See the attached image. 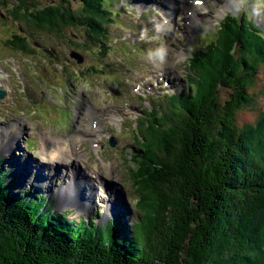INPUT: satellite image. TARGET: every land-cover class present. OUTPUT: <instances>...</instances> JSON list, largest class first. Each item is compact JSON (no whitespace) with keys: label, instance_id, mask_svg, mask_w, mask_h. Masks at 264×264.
<instances>
[{"label":"trees","instance_id":"obj_1","mask_svg":"<svg viewBox=\"0 0 264 264\" xmlns=\"http://www.w3.org/2000/svg\"><path fill=\"white\" fill-rule=\"evenodd\" d=\"M16 1L10 14L28 31L85 27L75 45H96L99 57L108 52L103 25L112 18L103 0ZM6 42L28 50L19 34ZM187 70L189 89L169 96L166 108L145 110L139 122L123 178L134 237L119 220L65 222L45 198H17L15 177L4 184L0 174V264H115L107 250L119 264H264V109L253 124L235 122L237 110L256 101L264 40L229 15L214 40L191 53Z\"/></svg>","mask_w":264,"mask_h":264},{"label":"rangeland","instance_id":"obj_2","mask_svg":"<svg viewBox=\"0 0 264 264\" xmlns=\"http://www.w3.org/2000/svg\"><path fill=\"white\" fill-rule=\"evenodd\" d=\"M48 1L52 0H42L43 3ZM70 1L73 4L77 0ZM105 1L115 21V23L112 21L111 24L103 25L110 34L106 43H111L113 35L121 33L118 26L127 30H123V36L130 41H137L138 37H143L145 40L157 43L143 41L127 44L118 37H114L108 52L106 49L105 54L99 57L96 45L91 47V52L87 51V48L83 51L82 47H75V42L82 38L81 35L85 29L79 26L80 30L66 28L61 41L57 40V43L50 37L38 35L30 37L29 35V47H31L29 58L23 59L21 53L19 56L16 51L3 48L4 40L12 39L11 33L17 30L18 26L23 30V26L14 22L8 15L7 11L11 10L12 5L5 9L0 3V27L4 28V30L0 28V59L3 58L0 61V69L3 68L9 73L0 72L2 77L0 87L6 93L5 97L0 99V174L3 176L4 184L11 182L14 177L11 176L13 172L17 174V179L13 183L15 188L10 190L17 194V198L26 196L25 198L30 201L34 200L33 197L38 199L37 194L44 193L47 196L44 197L47 203L45 206L50 208L51 204V213L54 211L59 214L65 213L63 218L65 222L86 218L88 221L95 220L97 225H106L113 212L112 220L117 216L120 224L125 226L124 234L127 237H134L135 211L130 200V192L121 179L127 174L130 154L136 148L134 138L138 129L133 131V128L140 126L137 122L138 116L145 117L143 106H149L148 108L155 106L161 109L162 106H167L164 104V101L167 103V98L159 97L164 94V91L178 93L183 89H189L186 75L188 73L187 58L191 50L200 45L204 47L214 38L212 30L216 29L223 16L218 14V7H224L225 3H230L231 7H226L225 13L231 11L233 15H236L234 11L238 10L239 13L243 12L247 19L254 18L256 15V19L261 17L260 20H263L264 0H215L216 6L213 11L209 10V7H212L211 0H203L204 5L208 6L207 9H203V5H192V0H152L150 6L155 10L144 9L145 5H149L144 0L140 4L134 0H126L136 9L143 8L129 13L127 17H124L123 12L124 9L131 8L130 4L124 3L121 9L120 0ZM155 13L159 17L154 18L162 25L165 24L163 30L153 33L152 27L147 29L148 32L145 27V35L138 34L134 37L137 29L133 28L137 25L133 17L139 19L138 26H148L147 19ZM166 16L168 18H165ZM8 23L10 25L6 26L5 24ZM263 23L256 21V24L264 30ZM34 42L49 48L52 54L36 55L42 52L34 45ZM4 44L6 45V42ZM72 53L78 59L80 57L79 63L76 62ZM4 65L8 66L4 67ZM59 65L63 68L60 69ZM93 67L99 70L97 74L91 70ZM252 92L256 94L255 103L243 105L236 112L235 121L238 126L253 124L264 109V78L261 73L257 75ZM153 95L157 97L155 100L154 98L152 100ZM226 97L227 94L222 92L220 100ZM157 102H161L162 105ZM112 113L115 115L111 116ZM13 125L15 127L11 128ZM87 128L94 131L86 137H80L81 141L76 142L74 156L69 162L47 164L38 153L41 137L44 144L52 147L60 137L72 140V138H78L76 135L82 134V131L88 130ZM12 136L16 137L15 143L12 146L9 143L3 149L8 138ZM48 137H51L53 142ZM110 139L114 141L112 145L108 142ZM19 158L25 171L21 170L17 162ZM27 163L33 166L36 174L32 173L31 167L25 166ZM38 164L52 166V170L61 174L63 179L66 176L71 177L74 173L87 174L92 181V186L93 182L97 187H102L101 184H103L106 205L110 200V187H115L117 194L114 193V195L117 196L115 197L117 200L108 205V207L113 206V209L109 211L110 215L102 211L104 199H102L103 203L98 204L94 186V194L91 195L93 204L89 206V209L82 207L81 211H78L75 204L68 205L66 202L58 204L55 200L58 196L56 191L59 189L61 193L62 188L66 190L63 186L64 182L49 177L52 173L49 172L48 166H45V171L49 179H44L38 173ZM31 174L36 177L34 181ZM39 181H46L47 184L33 188L36 183L41 185ZM122 236L123 234L120 235ZM138 244L141 243L138 242Z\"/></svg>","mask_w":264,"mask_h":264},{"label":"bare ground","instance_id":"obj_3","mask_svg":"<svg viewBox=\"0 0 264 264\" xmlns=\"http://www.w3.org/2000/svg\"><path fill=\"white\" fill-rule=\"evenodd\" d=\"M103 3V2H102ZM178 5V4H177ZM225 7L229 8L231 7V4L230 3H225ZM225 12V9L224 8H221L219 9V14ZM111 12H109L110 14ZM50 15V13H49ZM38 16V15H37ZM156 17V16H155ZM40 18V16H39ZM165 18H168L167 16ZM262 19V18H261ZM262 22H264V19L261 20ZM135 22V21H134ZM165 23V22H163ZM264 24V23H263ZM165 24L162 25V23L158 22L156 20V18H154V20H152V27H155L158 31H161L163 26ZM145 28V26H144ZM144 28L142 29L141 31V34L140 36H143L144 35ZM107 32V31H106ZM211 32V31H210ZM107 35V34H105ZM128 36H132V35H129ZM122 38V40L124 42H126L127 44L128 43H131L130 39L128 38H125L123 35L120 36ZM52 38V40H54L56 43H57V39H55L56 37L55 36H50V39ZM96 38V37H95ZM119 39V38H118ZM105 41V40H104ZM110 41V39H109ZM111 43H113L112 41H110ZM111 43H106L107 46H110ZM93 45H91L92 47ZM76 48H81V47H77L75 45ZM111 47V46H110ZM148 47V46H147ZM60 48V47H59ZM149 48V47H148ZM83 51H84V48L82 47ZM90 50L89 52H91V48L88 49ZM81 50V52H83ZM149 51V50H148ZM147 52V51H146ZM84 53V52H83ZM73 54V53H72ZM110 55V54H109ZM71 56V54H70ZM74 56V54H73ZM103 56V53H101V57ZM80 60V57L79 59ZM111 60V59H110ZM115 60V59H114ZM144 61V60H143ZM184 66V65H183ZM88 69V68H87ZM117 70V69H116ZM99 71V70H98ZM97 73V72H96ZM180 73V72H179ZM145 74V73H144ZM181 74V73H180ZM177 75V74H176ZM102 76V75H101ZM0 78L2 79V77L0 76ZM26 80V79H25ZM122 81V80H121ZM153 85V84H152ZM128 86V85H127ZM25 88V87H24ZM160 91V90H159ZM140 92V91H139ZM158 92V91H157ZM164 94H165V91H164ZM159 95V94H158ZM176 96V95H175ZM174 96V97H175ZM182 96V95H181ZM4 97V96H3ZM182 98V97H181ZM177 100V99H176ZM167 101V100H166ZM149 102V101H148ZM163 102V101H162ZM70 103V102H69ZM150 103V102H149ZM164 104H167L165 103L164 101ZM177 104V103H176ZM55 106V105H54ZM52 107V105H51ZM149 107V106H148ZM155 106H153L154 108ZM54 108V107H53ZM151 108V107H150ZM63 110V109H62ZM156 110V109H155ZM154 110V112H155ZM153 111V110H152ZM149 112V111H148ZM36 115V114H35ZM96 115V114H95ZM112 115H115V113H112ZM64 116V115H63ZM93 118V116H92ZM65 121V120H64ZM92 121V120H91ZM154 121V120H153ZM236 122V121H235ZM94 123V122H93ZM9 124V123H8ZM10 125V124H9ZM15 127V125L11 126V128ZM88 130H86L85 132L82 131V134H79V135H76V137L78 136V138H72V140H68L66 138H63V137H60L59 140H57L56 142L57 143H53L54 145L51 147L49 144H44L43 142V139L42 137L40 138V141H41V147L39 148L38 150V153L40 154V156H42L44 158V160H46V163H51L56 165V164H64L66 162H69L70 160H72V157L74 156V146L76 145V142L77 141H81V138L82 136H87L89 135L91 132H93L94 130L92 129H89L87 128ZM16 133V132H15ZM3 135V134H2ZM242 135V134H241ZM81 137V138H80ZM50 138L51 142H53V139L51 137H48ZM16 141V137L15 136H12L10 138H8L7 140V143L4 145L3 149L9 145L12 146ZM3 143V142H2ZM46 143V142H45ZM136 145V143H135ZM131 151V150H130ZM133 151V150H132ZM77 153V152H76ZM93 155V154H91ZM94 156V155H93ZM77 158V157H76ZM15 159V158H14ZM17 162L20 164L19 166L21 167V170L25 171V168L22 166L21 164V158L17 159ZM63 162V163H62ZM26 167H31V171L32 173L36 174L34 168L32 165H28V163L25 165ZM45 166H48V165H45V164H38V173L39 175L41 174V176L44 178V179H49L47 177V174H46V171H45ZM48 170L50 173H52L49 177H52L54 179H57L58 180H62V182H64V187L66 188L63 189V192L62 190L61 193L59 192V189L56 191V193L58 194V196L55 197V200L58 201V204H64L65 202L69 205V204H75L77 206V210L78 211H81L82 207H85L86 209L88 208L89 209V206L92 203L91 201V195L94 194L93 192V186H94V189L96 191V199H97V202L98 204L100 205L101 202H102V199H104V206H103V210L104 212H106V215H110V210L113 209V206L112 207H108L109 204H112L113 202H116L115 200H117L115 197H117L116 195H114V193L117 194V190L115 187H110V200H108V204L106 205V195H105V190L103 189V184L102 187H97L95 186L94 182H93V186L91 185L92 184V181L91 179L89 178V176L86 175H82L80 173H74L73 175H71V177L69 176H66L65 179H63V176H61V174L59 173H56L55 171L56 170H52V166H48ZM69 167L71 168V166L69 165ZM54 173V174H53ZM76 174V175H75ZM56 175V176H55ZM32 179L33 181L36 179V177L34 175H32ZM103 180V179H102ZM122 182L125 184V187H127L128 189V184L126 182H124V179H121ZM35 183V182H34ZM40 184L36 183V185L33 186V188H38V187H41L43 184H47L46 181L45 182H41L39 181ZM127 184V185H126ZM91 185V187H90ZM128 191L130 192V189H128ZM39 195V198L42 200V198H44L46 195L43 193V194H37ZM99 195V196H97ZM61 196V197H60ZM47 197V196H46ZM38 198V199H39ZM86 198V199H85ZM87 198H89L90 200H88ZM22 199V198H20ZM39 199V200H40ZM82 199V200H81ZM86 200V201H84ZM130 200H131V193H130ZM15 201V200H14ZM28 201V200H27ZM112 201V202H111ZM119 203H121V201H118ZM103 203V202H102ZM4 204V203H3ZM16 204V203H15ZM39 204V203H38ZM47 204V203H46ZM37 205V204H36ZM51 205V204H50ZM39 206V205H38ZM44 206V205H43ZM106 206H107V209H106ZM41 207V205H40ZM122 208H123V204H122ZM100 208H98L99 210ZM49 210V209H48ZM51 210V209H50ZM87 211V210H86ZM112 212V211H111ZM54 213H56L54 211ZM53 213V214H54ZM113 213V212H112ZM135 216V214H134ZM94 217V216H93ZM84 220H86V218H83ZM76 220V219H75ZM94 220V219H92ZM116 220H119V218L116 216V219L112 220L111 222H115ZM77 221V220H76ZM91 221V219L89 220ZM95 221V220H94ZM54 228V227H53ZM53 232V231H52ZM55 232V231H54ZM127 232V231H126Z\"/></svg>","mask_w":264,"mask_h":264},{"label":"water","instance_id":"obj_4","mask_svg":"<svg viewBox=\"0 0 264 264\" xmlns=\"http://www.w3.org/2000/svg\"><path fill=\"white\" fill-rule=\"evenodd\" d=\"M4 96V93L0 90V98ZM114 143V141H111L110 144L112 145ZM4 201V203L7 204V202L2 199ZM111 218H114V214L112 213V216ZM106 226V225H105ZM113 232H114V238L115 239H119L120 238V229H119V226L118 225H115L113 228H112ZM101 236V235H100ZM107 240H108V236H107ZM95 244H98V242H95ZM100 245V244H98ZM102 246V245H101ZM56 247V248H55ZM55 247H52L53 250H54V253H58V246H55ZM107 250V248H105V251ZM106 252H108V254L112 257V260L115 264H119L118 260H117V257L115 255H113L112 253L109 252V250H107ZM116 257V259H115Z\"/></svg>","mask_w":264,"mask_h":264},{"label":"snow or ice","instance_id":"obj_5","mask_svg":"<svg viewBox=\"0 0 264 264\" xmlns=\"http://www.w3.org/2000/svg\"><path fill=\"white\" fill-rule=\"evenodd\" d=\"M194 2H197L198 3V2H200V0H194Z\"/></svg>","mask_w":264,"mask_h":264}]
</instances>
